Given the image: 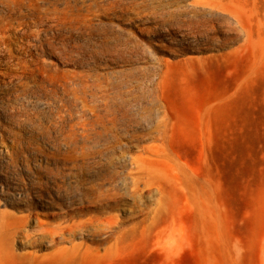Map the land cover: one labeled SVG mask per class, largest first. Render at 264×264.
<instances>
[{
	"label": "rangeland",
	"instance_id": "374dc122",
	"mask_svg": "<svg viewBox=\"0 0 264 264\" xmlns=\"http://www.w3.org/2000/svg\"><path fill=\"white\" fill-rule=\"evenodd\" d=\"M210 1L0 0L5 264H264V0Z\"/></svg>",
	"mask_w": 264,
	"mask_h": 264
},
{
	"label": "bare ground",
	"instance_id": "6f19581e",
	"mask_svg": "<svg viewBox=\"0 0 264 264\" xmlns=\"http://www.w3.org/2000/svg\"><path fill=\"white\" fill-rule=\"evenodd\" d=\"M210 4L212 7H215V8H219L221 10H228L227 9V6L225 4H223L222 1H218V0H211L210 1ZM98 115V114H97ZM111 115V114H110ZM108 120L110 122H112L113 118L112 116L110 118H108ZM87 124V122H86ZM103 126V125H102ZM108 127V126H107ZM105 225V224H103ZM74 230H75V227L73 226H64L62 228H60V235H63V234H66V232H70V235H73L74 234ZM47 231V230H46ZM55 234H52L50 233L51 231H48L49 232V236H50V239H49V242H55L56 241V237L55 235L56 234H59V233H56L58 231H55L53 230ZM44 235L48 234V233H43ZM24 235V234H23ZM14 236V235H13ZM12 236V237H13ZM25 236H29V234L25 235ZM32 239V238H31ZM30 241V240H29ZM34 243V242H33ZM32 243V244H33ZM43 245V244H42ZM79 245L77 244H74L72 245V247L70 249H65V248H62V249H59L57 251V253H55L52 257H51V261L53 263L56 264V262L58 264H73V259L76 258L78 255H79V252L77 254V251L76 249L78 248ZM72 251V252H71ZM36 255L33 254V253H29L27 255L24 256V258L27 260V261H32L33 258H36L35 257ZM0 264H5V260H3L2 258V255L0 254Z\"/></svg>",
	"mask_w": 264,
	"mask_h": 264
}]
</instances>
